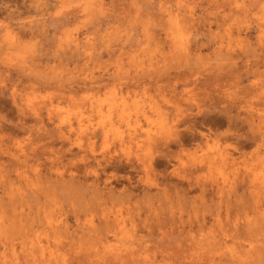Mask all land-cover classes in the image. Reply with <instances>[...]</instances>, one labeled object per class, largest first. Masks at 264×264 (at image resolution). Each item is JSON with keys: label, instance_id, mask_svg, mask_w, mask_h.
Wrapping results in <instances>:
<instances>
[{"label": "clouds", "instance_id": "9594fccd", "mask_svg": "<svg viewBox=\"0 0 264 264\" xmlns=\"http://www.w3.org/2000/svg\"><path fill=\"white\" fill-rule=\"evenodd\" d=\"M129 262L264 264V0H0V264Z\"/></svg>", "mask_w": 264, "mask_h": 264}, {"label": "rangeland", "instance_id": "374dc122", "mask_svg": "<svg viewBox=\"0 0 264 264\" xmlns=\"http://www.w3.org/2000/svg\"><path fill=\"white\" fill-rule=\"evenodd\" d=\"M235 186L237 188L238 192H243L247 190V195L249 199L254 203L259 202L258 193H255V176H251L247 173V170H243L241 173H237L235 176ZM222 187H212L209 186V196H215L217 199L220 196V193L222 192ZM131 264V262H129Z\"/></svg>", "mask_w": 264, "mask_h": 264}]
</instances>
